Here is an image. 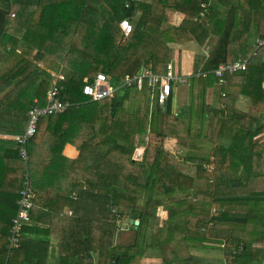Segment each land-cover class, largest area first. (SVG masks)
<instances>
[{"label": "trees", "instance_id": "1", "mask_svg": "<svg viewBox=\"0 0 264 264\" xmlns=\"http://www.w3.org/2000/svg\"><path fill=\"white\" fill-rule=\"evenodd\" d=\"M219 1L228 3L225 12ZM0 13L5 17L0 30V264H51L53 239L59 244L56 264H143L150 252L159 254L160 264H213L178 257L161 240L165 225L173 240L186 246L204 244L210 234L222 236L219 249L225 259L219 264H264V186L259 189L252 181L264 183V46L255 49L251 43L256 35L264 36V0H0ZM180 14L183 19L176 22ZM125 19L133 29L119 46ZM157 37L168 43L157 54L188 42L208 50L189 102L177 114L174 81L163 106L147 86L123 88L100 101L84 94L100 73L117 82L151 64L152 58L143 61L135 46ZM245 59V70L226 73L216 104L201 107L204 83L215 86L214 70ZM58 65L66 77L60 99L70 106L58 117L41 120L22 145L15 139L24 134L30 110L47 104L49 70ZM127 89L149 96V108H138L133 119L120 113ZM200 112L209 119L206 134L199 130ZM134 127L138 136L150 135L136 159L138 137L130 146L123 141ZM117 136L120 140L113 141ZM168 138L175 139L177 152L165 147ZM204 143L213 145L210 151L220 161L212 172L191 174L175 157L210 162ZM68 145L77 150L73 156L66 153ZM204 181L210 183L205 188ZM235 181L241 187L251 181L255 189L247 194L231 184ZM27 186L37 206L30 220L47 211L49 221H26L20 247L10 251V228ZM85 187L111 194L105 219L72 214L73 196ZM216 187L235 192L217 194ZM191 189L195 199L181 201ZM122 221L134 231L128 246L117 243Z\"/></svg>", "mask_w": 264, "mask_h": 264}, {"label": "rangeland", "instance_id": "2", "mask_svg": "<svg viewBox=\"0 0 264 264\" xmlns=\"http://www.w3.org/2000/svg\"><path fill=\"white\" fill-rule=\"evenodd\" d=\"M219 5H222V9H221L222 12H225L229 6L228 3L220 2V1H219ZM223 6H224V8H223ZM178 16H180L179 21H181L183 19V16L181 14ZM245 22H246V24H248L250 22V12L249 11L246 13ZM219 26H220V24L219 25L217 24L218 28H220ZM4 28H5V17L0 13V30H3ZM254 38L252 39V42L254 41ZM149 40H151V39H149ZM149 40H147L145 42H148ZM151 43H154V40H152ZM151 43H150V45H151ZM190 44H194V42H190ZM167 45H168V43L164 41V47H166ZM172 46H173V48L169 52L168 51L164 52V53L161 52L159 54H157V52H159V51L153 52L154 57H151L152 60H151V64H149V65L151 66V68L154 72L158 73V71H155V69H157V70H161L163 73L166 70V66H167L168 62H173L174 74H175V76L178 77V80L175 82L177 89H176L175 100L173 102V110H174V113L177 114L178 111L180 110L181 105L185 102H187V103L189 102L188 99L190 98L191 90L188 88L189 90L187 92L185 87L189 83L190 87L194 88V77L196 76V75L184 76L183 74H195V72H196L195 67L198 64V60L195 58L194 55H190L189 53H186L187 49H190V48L189 47L185 48V44L184 45L173 44ZM180 78H182L184 81H181ZM213 81H214V85H215L214 87L217 88L218 91H220L222 88V85H220L219 83L216 82L215 76H213ZM113 84L117 85L118 83L116 81H113ZM214 87L212 89H214ZM204 88H207V83L206 84L204 83ZM144 93H145V90H144ZM218 94L219 93L217 92L216 99L218 97ZM212 96H213V93L210 94V97H212ZM194 98L196 99L197 96H194ZM148 99H149V96L148 95H141L140 90L138 92H131L130 90L127 89V95L125 97V104H124L123 108L120 110V113L122 112V117L130 118V119L136 118L138 108H141V109L149 108L150 102L148 101ZM152 99H153V97H152ZM215 104H216V102H214L211 106H214ZM206 105H207L206 99L202 95L201 107H204ZM96 108H97V105L94 104L91 106L90 110L93 111ZM230 109H231V107L229 106L228 110H230ZM223 116H224V114H223ZM196 117L197 116L195 113L194 118L196 119ZM198 123H199V130H201L205 134L209 132V124H208L209 119L203 115V112H200V119H199ZM194 126H196V125H194ZM134 130L135 131H133L131 134L127 133V136H129V137L126 140H123L124 142L126 141L128 143V146H130L132 144L133 140H135L138 137V130L136 129V127H134ZM119 140H120L119 136H117L113 139V141H119ZM123 141H120V142L123 143ZM174 146H175V139L174 138H168L165 142V147L167 149L174 151V152H177L174 149ZM202 146H203V149H205V151H206L205 155L210 160L209 164H211V166L217 165L218 162L220 161L219 159H217V157L215 155V154H217V152L213 151V150L210 151V149L213 147V145L204 143V144H202ZM102 151L105 152L106 149H103ZM126 159H127L126 156H124L122 158L123 161H126ZM175 159L180 162L182 168L185 170L188 169V165L184 164L182 161L188 160L190 163L192 162V159H186V158L181 157V156H176ZM212 171H213V166L211 167L210 170H208V172H212ZM243 173H245V172H243ZM121 178H122V176L119 178H115V180L121 179ZM252 181L256 183V185L259 189L264 186V183L261 181H258L257 179H254V180L252 179ZM210 182H212V180H210ZM250 182L246 183V185L244 187L243 186L241 187L240 184L236 185V188H240V191L245 192V193H247L251 190H254L255 188L253 187V185L249 184ZM235 183H238V181H235ZM201 184H202L203 188H205L206 185L210 184V183L204 181V182H201ZM214 190H215V193H217V194H230V193L235 192V189H226L225 187H222V188L216 187V188H214ZM214 190H212V191H214ZM84 193H87L88 195H94V194H91L87 191H85ZM194 195H195V190L191 189L187 193H182L180 196V200L183 202L192 201L196 197ZM106 203L107 204H102L100 209H101L102 213L107 214V206L109 204H108V202H106ZM260 204H263V203H259V209H262L260 207ZM161 215H162V217L166 218L168 215V210L167 209L162 210ZM104 216H105V214H104ZM127 222L128 221H126V222L122 221L120 223V232L117 235L118 244L126 245V246L130 245L134 239V231L129 227ZM135 225L137 226L136 223H135ZM223 226L228 229V227L225 224ZM160 237H161V240L163 242H166V243H169L172 245L174 253L178 257L180 255V253L182 252L183 254H185V256H183V257H190L191 256V257L198 259V260L209 261L213 264H219L223 259H225L224 250H215V247L217 245H219V243L222 239V236L217 237L214 234H210L209 235L210 240L206 241L204 244L199 243L197 241H193L195 246L187 245V247H186V245L182 241L173 240L171 231L168 229L167 225H165V227L160 232ZM150 253H148L146 256H148ZM157 255L159 258V254H157ZM146 261H144L143 264H145ZM150 264H154V261H151ZM156 264H160V258L157 260Z\"/></svg>", "mask_w": 264, "mask_h": 264}, {"label": "built area", "instance_id": "3", "mask_svg": "<svg viewBox=\"0 0 264 264\" xmlns=\"http://www.w3.org/2000/svg\"><path fill=\"white\" fill-rule=\"evenodd\" d=\"M121 29L126 36H128L133 29L132 21L130 19L122 21ZM261 46H264V36L256 35L254 47L255 49H258ZM247 62L248 59H245L220 65L216 70H214V75L218 83L224 84L226 82L225 75L227 72L233 73L245 70ZM49 73L51 76V88L47 93V104L44 106H35L30 110V118L24 134L15 139L22 145H26L27 142L36 134L38 124L41 120L50 117H58L70 106L68 102H64L60 99V93L64 89L63 81L66 80V77L63 74V67L60 66L56 71L49 70ZM177 80L178 77L174 74V68L171 62L167 64L164 73L154 72L150 65L144 64L138 73L133 76L126 75L124 78L117 81V85L113 84L112 80H109L108 76L104 73H100L92 83L86 84L83 92L86 96L91 98L92 101H100L105 98H111L115 93L123 88L131 87L142 89L147 86L153 91L154 100L163 106L166 105L172 94V82H176ZM180 80L184 81L182 78H180ZM149 141V132L138 136L133 158L136 159L137 156L142 155L145 152ZM20 155L23 159H28V154L25 148L21 149ZM211 167L212 166L209 162L201 163L199 161H192L188 164V170L191 174H197L199 169L208 171ZM32 201V192L30 187L27 186L22 190V196L18 200V214L13 219V224L10 228V235L8 238V249L10 251L20 247L23 224L26 221H32L30 220V211L36 206Z\"/></svg>", "mask_w": 264, "mask_h": 264}, {"label": "crops", "instance_id": "4", "mask_svg": "<svg viewBox=\"0 0 264 264\" xmlns=\"http://www.w3.org/2000/svg\"><path fill=\"white\" fill-rule=\"evenodd\" d=\"M223 8H224V6H223ZM220 9H222V5H220ZM179 19H180V16H177L176 17V22H180ZM255 38H254L253 42H252V39H251L252 45L255 44ZM152 40H154L155 44L151 43ZM150 43H151V45H150ZM163 44H164V40L160 39V37H157V38H152L148 42H139V43H137V45L135 46V49H136V52H138L140 58L143 61H146V60H149L151 57H154L153 56V52L159 51L160 47L161 48L163 47ZM188 47L190 49H187L186 53H189L190 55H194L195 58L198 60V64L195 67V71H196L195 74H183V75L184 76L198 75L199 72H200V68H201L203 62H204V60L207 57L208 50L200 48L195 43L194 44H190V42L185 44V48H188ZM171 63H172L173 68H174L173 62H171ZM59 66L60 65H58V67ZM155 71H158V73H162L161 70L155 69ZM188 88L191 90V87H190L189 83L185 87L187 92L189 90ZM176 89H177V86H175V92H174L175 95H176ZM217 91H218V89L215 88V87H214V89L209 88L208 85H207V88L203 87V94L202 95L205 97L207 104L212 105L214 102H217L216 101ZM211 93H213L212 97H210ZM76 151H77L76 148L74 146H72V145H68L67 148H66L67 155L73 156ZM133 159H135V158H133ZM182 162L184 164H187V165L189 164L188 160H184ZM87 171L91 172L93 170L88 168ZM85 191H87V192H89L91 194H94V195H88L87 193H84ZM73 197H74L75 200H77L76 210L72 212L73 215H75V216L83 215V216H90V217H93V218H102V219H105L107 217V214L106 213H102L100 208H101L102 204H107L106 202H108V204H109L111 194H107V193H101L100 194V193H97V192H92V191L87 190L86 187H85V188L81 189L80 192L75 194ZM104 214H105L106 217L104 216ZM40 215L41 216H40V218L38 220H32V221H36V222H38L40 224H48V221H49L48 212L47 211H43V212H41ZM127 224H128V222H127ZM58 250H59L58 241L56 239H53L52 244H51L50 248L48 249V252L51 254V264H56L57 263V261H58V257H57ZM215 250H220L219 249V245H217L215 247ZM183 256H185V254H183L181 252L179 257H183ZM157 260H158L157 253L156 252H151L147 256V261H146L145 264H150L151 261H154V264H156Z\"/></svg>", "mask_w": 264, "mask_h": 264}, {"label": "water", "instance_id": "5", "mask_svg": "<svg viewBox=\"0 0 264 264\" xmlns=\"http://www.w3.org/2000/svg\"><path fill=\"white\" fill-rule=\"evenodd\" d=\"M126 37H127L126 34L123 32L121 37H120V40H119V46H121L123 44V42L125 41ZM108 79L112 80V77L108 76ZM239 184H240L239 182L238 183H235V182L232 183V185H239ZM135 223L137 225H139V221H136Z\"/></svg>", "mask_w": 264, "mask_h": 264}]
</instances>
